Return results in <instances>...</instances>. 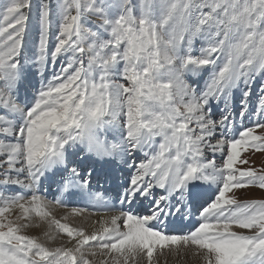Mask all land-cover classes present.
<instances>
[{"label":"snow or ice","instance_id":"6c2138e0","mask_svg":"<svg viewBox=\"0 0 264 264\" xmlns=\"http://www.w3.org/2000/svg\"><path fill=\"white\" fill-rule=\"evenodd\" d=\"M86 12L100 17L96 30L83 27ZM198 36L206 46L195 55ZM64 56L49 78V57L55 65ZM209 65L204 90L184 83V73ZM257 72L264 75V0H143L138 15L124 0L114 17L96 0H58L55 10L48 0L35 8L0 0V264H142L145 256L153 264L157 246L176 245L202 264H264V198L234 191L264 190V169L241 155L264 151V87L253 126L225 131L228 116L211 118L212 101L241 81L248 88ZM144 148L151 155L129 166L110 227L88 234L56 219L54 207L66 201L104 200L93 180L112 178ZM217 151L219 165L208 159ZM33 220L54 225L71 246L50 250L20 234Z\"/></svg>","mask_w":264,"mask_h":264},{"label":"rangeland","instance_id":"374dc122","mask_svg":"<svg viewBox=\"0 0 264 264\" xmlns=\"http://www.w3.org/2000/svg\"><path fill=\"white\" fill-rule=\"evenodd\" d=\"M39 2H40V0H32L33 7L35 8V6ZM48 2L51 3V5L53 6V9L55 10V7L57 5L58 0H48ZM101 2L108 5L109 15L112 17H114L115 15H117L119 13L120 7L124 4V0H96V3L98 6ZM128 3L133 7L134 13L138 15L139 14V5L141 3H143V0H128ZM99 21H100V17L86 12L82 17L81 23H82L83 27H85V28H90L92 30H96V26L98 25ZM31 27H32V31L29 34L30 39H31V36L36 34V29H35L34 23L32 24ZM55 30H56V23H55V17H54L53 25H52L53 38H54ZM104 38H107L106 34H104ZM29 47L30 48L32 47L31 42H29ZM67 59H68V57L64 56V57L58 59V61L55 63V65H53V62L51 61V58L49 57L48 62H47V70L51 69V73L49 74V78L53 72V68H55L56 71H59L61 64L65 63L67 61ZM86 62H87V58L85 57V63ZM222 62L223 61H221V63ZM121 67H122V65H121ZM34 71H35V69H34ZM213 71H214V69L211 66L209 75L207 76V78H205L206 80L200 86H198L195 83H191V82L187 81L184 74L182 76V79H183L184 83L189 86L190 89L199 88L200 90H204L206 88L207 83L210 80V77H211ZM39 77H40V73L37 72L35 83H37V81L39 82V79H38ZM37 87H39V85ZM262 87H264V75H261L259 72L255 73L253 78L251 80H249V87L248 88L244 87L243 81L239 82L237 86H234L227 93H225L221 96H218L216 99H214L212 101L211 118L216 120L217 122H219L223 118V116H228L229 117L228 123H230V121H235L237 123H240L241 121H243L242 123H245V125H246L245 127L253 126L251 121H254L257 118L255 113H256L259 105H260V98L262 95V92H261ZM31 91H32V89L29 88V92H31ZM244 91H250V95L247 97V100H246L248 112L246 113V115L244 117H241L240 112L243 111V108L241 107V105H242V102L245 100V98L243 97ZM261 119H262V122H264V118H261ZM0 126H3L2 122H0ZM225 131H229V129H225ZM255 134L260 135L261 130L255 129ZM98 135L102 139H107L109 141H111L113 138L111 131L100 130ZM213 143H215V141H213ZM135 155H136V153L131 154L129 157H126L127 165L129 163H131V165H132L134 163L138 164L140 162L141 158L137 157V155L135 157ZM241 155H242V157L248 158V164L246 166L256 168L257 170L264 169V151H257V150L250 147L247 152H242ZM220 156H221V153L219 151H217L215 154V157H213L209 153L208 159H215L217 165H219V163L221 162ZM143 160H145V159H143ZM21 179H23V177H21ZM234 191L236 193L237 198L241 199V200L264 198V190H260V189L255 188V187L236 189ZM29 195H30V193H29ZM0 206H3V205H0ZM61 208H64V207H61ZM64 209H68V208H64ZM53 213H54L56 219H59L61 221V223H67L71 227H82L85 230L86 221L84 219L80 222V224L78 226V224L76 222H74L73 219L70 220V219H67V217L66 218L60 217L59 211H56L55 207L53 209ZM17 214H18V210L13 209L12 213L9 214V219H14ZM33 216H35L34 213H33ZM78 216L79 215H75V218H78ZM32 223H33L32 227L25 229L20 234L37 237L39 242H41L46 248H48L50 250L58 248V247L71 246L68 244L69 238L67 237V235L63 232H60L58 229H56V227L54 225L51 228H49L46 222L41 224L37 220H33ZM122 224H123V222L119 223L120 228L123 227ZM46 233H50V237L48 235H46ZM171 247H172V249H171ZM180 247H181L182 251L188 252L187 246L180 245ZM166 250H168V251H166ZM173 250H175V253L173 252ZM179 250H180V248H178V245L170 246L168 248L166 247L164 249H160V247H157L153 251V259H155V261H157V262H160V260L166 259L164 257H166L168 255L173 254L171 257H174L176 252ZM159 255H161V256L158 257ZM161 257H163V258H161ZM89 259H92V257H89ZM95 259L97 261H99L102 259V257L98 255L97 257H95ZM146 259H147V257H146ZM143 261L144 262H142V264H147V262H146L147 260L144 259Z\"/></svg>","mask_w":264,"mask_h":264},{"label":"bare ground","instance_id":"6f19581e","mask_svg":"<svg viewBox=\"0 0 264 264\" xmlns=\"http://www.w3.org/2000/svg\"><path fill=\"white\" fill-rule=\"evenodd\" d=\"M205 46H206L205 41L201 37L198 36V37L194 38V40H193L192 51L195 55H199L201 47H205ZM184 47L187 48V44H185ZM210 68H211V65L207 66L206 71L201 69L199 72H197L195 74H193L191 72H187V73H184V76L187 79V81H189L191 83H195L198 86H200L206 80L205 78H207V76L209 75ZM47 72H48V74H50L51 69L47 70ZM38 79H39V82L37 81V83H35L36 86H38L40 83V77ZM229 124L233 125V128L231 130H229L232 132L243 127V124L237 123L235 121H232V122L230 121ZM156 143L157 144L159 143L158 139H157ZM146 154L149 156L151 155L149 148H144L143 150L136 152L137 157L141 158L140 162L143 161V159H145ZM136 155H135V157H136ZM130 165H131V163H129L128 165H123L124 169L122 170V172L126 173V175H128V177L130 176V172L135 171L134 168H131L132 170L129 169ZM41 189H47V185H43ZM53 191H55V186H53ZM75 201L77 204H86L89 202L87 199H82L79 197H77L75 199ZM55 209H56V211H59L60 217H62V218L67 217V219H70V220L73 219L74 222H76L78 224V226H79L80 222L84 219L86 221L85 232L88 234H91L93 231H98L102 227H110L111 226V216L118 214V212L94 214V213H91V212H88L86 210L81 209L82 213L79 214L78 218H75V215L71 214L72 208L64 209V208H61L60 206H56ZM101 220L104 221L103 224H101ZM120 222L122 223L123 221L122 220L118 221V224ZM121 230H123V227L121 228ZM157 247H159V246H157ZM178 248H180V250L176 252L174 257H171L173 254L168 255V256L164 257L166 259H163V260L159 259L160 262H157V261H155V259H153V264L154 263L155 264H202L201 258L195 253L194 250L187 249L188 252L182 251L180 245H178ZM171 249H172V247H171ZM166 251H168V250H166ZM173 252L175 253V250H173ZM160 256L161 255H159L158 257H160ZM161 258H163V257H161ZM144 259L147 260L146 256Z\"/></svg>","mask_w":264,"mask_h":264}]
</instances>
